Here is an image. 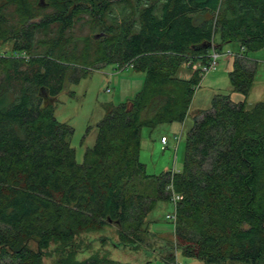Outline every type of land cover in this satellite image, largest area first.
Instances as JSON below:
<instances>
[{"label":"trees","instance_id":"obj_1","mask_svg":"<svg viewBox=\"0 0 264 264\" xmlns=\"http://www.w3.org/2000/svg\"><path fill=\"white\" fill-rule=\"evenodd\" d=\"M36 4L0 0V35L20 44L0 56V264H41L51 245L70 249L54 264H129L111 260L106 243L164 264L175 263V252L197 264H264V101L246 103L256 73L248 55L264 52V0ZM47 7L52 12L31 22ZM81 13L88 15L91 36L67 38ZM8 15L17 26L7 24ZM53 25L54 38L34 42ZM233 42L240 51L229 80L242 100L213 97L193 118L180 170L147 174L142 128L183 123L204 76L192 66L206 65L213 50ZM39 44L47 50L37 51ZM108 64L143 72L144 84L132 100L105 105L95 144L78 164L73 131L56 120L55 104L67 85ZM182 69L189 79L180 76ZM174 195L180 200L172 201ZM161 202L172 205L165 214L172 229L156 249L147 237L162 234L148 215ZM111 225L117 242L102 235L99 248L92 239L90 246L76 245L82 235Z\"/></svg>","mask_w":264,"mask_h":264},{"label":"rangeland","instance_id":"obj_2","mask_svg":"<svg viewBox=\"0 0 264 264\" xmlns=\"http://www.w3.org/2000/svg\"><path fill=\"white\" fill-rule=\"evenodd\" d=\"M30 4L36 7L37 0H28ZM47 2V0H46ZM83 7V5H81ZM12 10L8 8L4 12ZM116 12H120L119 7L115 9ZM52 12L51 7H47L42 11H39V15L31 22H38L44 15ZM83 15V16H82ZM82 20L77 22L73 29L66 33L67 38L79 39L84 36H91L90 25L86 24L88 15L81 13ZM7 24L9 26H17V19L15 16L8 15ZM49 31L38 32L35 35L34 42L38 44L40 41H47L54 38V33L57 30V26L53 25ZM69 33L73 34L69 36ZM5 34L0 35V56L11 55L13 49L20 46L19 43H15ZM78 43V41H77ZM37 51L45 52L48 46L38 45ZM36 47V46H35ZM70 53V47L67 48ZM66 51V49H65ZM239 45L235 42L223 45L220 53L231 52L237 54L239 52ZM261 54V55H260ZM260 56V62L257 64V70L255 79L257 82H261L260 85H256L252 92L249 93L247 98V107L251 108L258 102L264 101V53L258 52L249 54L248 56ZM227 60L229 63H227ZM233 57L222 56L218 60V65L214 70L205 74L196 89L189 113L183 123L174 122L171 124H161L155 129L142 128L141 130V150L140 161L146 167V172L149 175H158L162 171L175 170L178 171L182 167L183 154H184V142L187 132L190 130L193 118L198 111L209 109L211 101L215 96H229L232 102H238L242 100V96L233 92L230 86L229 71L226 70L227 65L232 63ZM143 72L139 73L133 69L119 70L115 64L101 65L97 68L91 69L85 77L73 84L67 85L66 89L58 95L57 102L55 104L54 115L59 123L67 125L72 129L73 134L70 138L71 147L75 151V160L78 164L83 161L84 153L87 149L94 146L97 137V126L104 118L105 105L117 106L127 101L132 100L136 94L141 90V82L139 88H129L131 83L136 86L134 81L138 76L144 78ZM261 78V79H260ZM144 82V81H143ZM141 86V88H140ZM124 89V91H123ZM138 89V90H137ZM254 89L256 91H254ZM165 136L168 139L166 146L160 143V137ZM164 148V149H163ZM172 211V205L170 203H158L156 208L149 213V221L154 222L153 229L159 232L160 237H152L147 240L154 243V248L158 249L160 245H163V241L167 240V236L171 233L172 225L170 222L165 221V214ZM145 222V221H144ZM146 222L143 224V228L146 226ZM169 232V233H168ZM111 239V242H117V229L115 226L105 228L101 233H91L90 235H82L76 241L78 245L79 240L87 241L90 246V241H93V247L99 248V243L96 240H100L101 236ZM145 238V236H144ZM173 239V238H172ZM145 243H147L145 239ZM105 249L110 251V259L122 263L129 264H160L163 263L157 259H145L141 260L140 252L131 251L128 248H112L111 244L106 243ZM29 247L35 250V244L29 242ZM79 250H82L81 245L78 246ZM70 249L66 251H60V248L56 245H51L47 251L46 256L43 258L41 264H54L59 258L65 257ZM178 253V254H177ZM176 254V263L186 264L189 260L183 258L179 252ZM89 254L85 253L78 255V260H83L88 257ZM219 264H250L248 262L238 261H225Z\"/></svg>","mask_w":264,"mask_h":264},{"label":"built area","instance_id":"obj_3","mask_svg":"<svg viewBox=\"0 0 264 264\" xmlns=\"http://www.w3.org/2000/svg\"><path fill=\"white\" fill-rule=\"evenodd\" d=\"M238 55V53L237 54H233V53H231V52H228V53H218L217 51H212L211 52V54L209 55V62L206 64V65H204V66H199V65H193L192 66V70L194 71V70H200L201 71V73H203V75H205V74H207L209 71H211V70H214L216 67H217V65H218V60L220 59V57H222V56H230V57H234V56H237ZM161 143L162 144H166L167 143V140H166V138H162L161 139ZM178 200H180V196H178V195H174L173 197H172V201H174V202H177ZM174 217V216H173ZM172 217V215H170V216H168V218L169 219H171V220H173L174 218ZM173 218V219H172ZM176 258V257H175ZM174 264H178V263H176V260H175V263Z\"/></svg>","mask_w":264,"mask_h":264},{"label":"crops","instance_id":"obj_4","mask_svg":"<svg viewBox=\"0 0 264 264\" xmlns=\"http://www.w3.org/2000/svg\"><path fill=\"white\" fill-rule=\"evenodd\" d=\"M239 53V52H238ZM260 53V52H259ZM264 53V52H263ZM261 55V54H260ZM249 59H251L252 61H254L255 63H256V70H257V64H258V62H260V56H258V55H255L254 57L253 56H250L249 57ZM227 63H229L228 62V60H227ZM229 68H231V70L229 71ZM226 70H228L229 72H231L232 71V63L230 62V64H228L227 65V68H226ZM137 72H139V73H142L141 71H137ZM144 74V73H143ZM256 74V73H255ZM180 76L182 77V78H185V79H189V73H187L186 71H185V69H182L181 71H180ZM263 79H264V77H262ZM261 79V78H260ZM145 80V75H144V78H142L141 76H138L134 81L136 82V86H133L131 83L129 84V88H132V89H134V88H137V86H138V88H139V84H140V82H141V86L143 87V84H144V81ZM258 81V79H255V77H254V81H253V85H252V87H251V91H250V93L252 92V90H253V88H255V86L257 85H260L261 84V82H257ZM141 86H140V88H141ZM142 89V88H141ZM138 90V89H137ZM123 91H124V89H123ZM141 91V90H140ZM139 91V92H140ZM254 91H256L255 89H254ZM138 92V93H139ZM256 92H258V91H256ZM137 93V94H138ZM136 94V95H137ZM250 95V94H249ZM249 97V96H248ZM239 101H241V99L239 100ZM141 260H143V257L141 256ZM160 264H164V263H160ZM186 264H197V261L195 260H189V262L188 263H186Z\"/></svg>","mask_w":264,"mask_h":264},{"label":"water","instance_id":"obj_5","mask_svg":"<svg viewBox=\"0 0 264 264\" xmlns=\"http://www.w3.org/2000/svg\"><path fill=\"white\" fill-rule=\"evenodd\" d=\"M40 1H42V0H40Z\"/></svg>","mask_w":264,"mask_h":264}]
</instances>
